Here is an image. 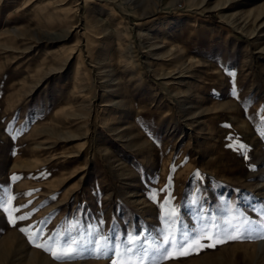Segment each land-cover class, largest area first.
I'll use <instances>...</instances> for the list:
<instances>
[{"label":"rangeland","instance_id":"rangeland-1","mask_svg":"<svg viewBox=\"0 0 264 264\" xmlns=\"http://www.w3.org/2000/svg\"><path fill=\"white\" fill-rule=\"evenodd\" d=\"M167 207L264 220V0H0V264H58L21 227ZM198 247L160 264H264V239Z\"/></svg>","mask_w":264,"mask_h":264},{"label":"snow or ice","instance_id":"snow-or-ice-1","mask_svg":"<svg viewBox=\"0 0 264 264\" xmlns=\"http://www.w3.org/2000/svg\"><path fill=\"white\" fill-rule=\"evenodd\" d=\"M229 75L235 77V72H230ZM244 147L240 145L241 149ZM195 175L199 176V173ZM170 185L171 177L165 191ZM193 203L198 204L199 200L196 199ZM201 211L207 212L202 205ZM26 219H29L28 215H20L10 222L15 226L17 220ZM198 219L201 223L190 227L176 208L167 207L159 227L147 233L140 230L138 233L128 231L123 235L115 227L110 229L111 234H104L99 227L103 224L102 220L95 226L92 223L82 225L75 221L67 225L63 238H59V232L54 231L44 243H35L43 235V230L37 229L35 225L21 227L19 230L29 235V240L34 242L35 247L49 252L58 264L85 257L108 258L111 264H160L162 260L176 258L174 254L190 255L195 246H199L196 249L198 252L204 248H215L217 244L230 240L264 239V220L244 217L239 224H233L231 219L220 223L214 216H208L207 222H204L203 216ZM60 239H63V243ZM204 240L209 243L203 244Z\"/></svg>","mask_w":264,"mask_h":264}]
</instances>
